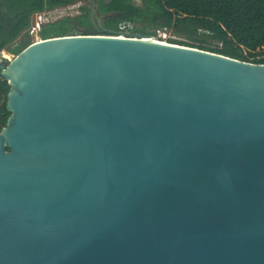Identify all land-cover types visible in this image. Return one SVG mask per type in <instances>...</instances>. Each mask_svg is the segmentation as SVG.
Masks as SVG:
<instances>
[{"label":"water","instance_id":"water-1","mask_svg":"<svg viewBox=\"0 0 264 264\" xmlns=\"http://www.w3.org/2000/svg\"><path fill=\"white\" fill-rule=\"evenodd\" d=\"M97 9L0 62V264H264V64Z\"/></svg>","mask_w":264,"mask_h":264},{"label":"trees","instance_id":"trees-1","mask_svg":"<svg viewBox=\"0 0 264 264\" xmlns=\"http://www.w3.org/2000/svg\"><path fill=\"white\" fill-rule=\"evenodd\" d=\"M83 0H0V52L13 56L30 42V19L35 13ZM98 0L97 14L105 16L104 29L117 32L121 23L172 30L182 40L168 43L215 53L252 64H264V0ZM77 17H64L42 27L40 39L80 35L89 28L88 8ZM135 33H153L133 29ZM202 39H198L197 37ZM21 38L17 45L14 44ZM258 47V51H255ZM4 56L9 57L7 54ZM7 82L0 76V131L9 113ZM8 151V150H7Z\"/></svg>","mask_w":264,"mask_h":264},{"label":"built area","instance_id":"built-area-1","mask_svg":"<svg viewBox=\"0 0 264 264\" xmlns=\"http://www.w3.org/2000/svg\"><path fill=\"white\" fill-rule=\"evenodd\" d=\"M83 2L82 1H78L76 3L67 5V6H63V7H57L51 10H46L44 12L35 14L33 16V19L31 21L30 27L28 29V35H35V34H39V32L41 31L42 27L47 25L48 23H52L55 22L52 19H49V17H47V14H58V15H64V17H77L80 14V9L81 7H83ZM63 17V18H64ZM132 24L130 23H121L118 26V31L116 32L119 36H123V35H132L131 34V29H132ZM159 34L160 37H157L156 40L161 39L162 42H167L166 38H167V33L166 31H168L166 28L163 29H159ZM160 41V42H161ZM1 54V53H0ZM4 54V53H3ZM2 54V57L0 58V62L5 60V61H11L12 58L14 57L11 54H8L9 57L4 56Z\"/></svg>","mask_w":264,"mask_h":264},{"label":"rangeland","instance_id":"rangeland-1","mask_svg":"<svg viewBox=\"0 0 264 264\" xmlns=\"http://www.w3.org/2000/svg\"><path fill=\"white\" fill-rule=\"evenodd\" d=\"M83 2V5L85 6V7H87V8H89V0H83L82 1ZM134 3L136 4V5H140V1L139 0H135L134 1ZM80 13H81V11H80ZM56 20H58V19H56ZM55 21V20H54ZM52 23H54V22H52ZM49 24V23H48ZM47 24V25H48ZM44 27V26H43ZM133 29H141V30H144L145 32H148V33H153V36H147V37H152V38H154V39H157V37H160V35L161 34H159V29H155V28H152V27H149V26H146V25H133L132 26V29H131V34L132 35H141V34H138V33H135V32H133L132 30ZM114 33H116V32H114ZM166 33H167V38H166V43H168V41L169 40H175V41H179V40H182V37H179V36H177L176 34H174L173 33V31L172 30H168V31H166ZM142 36H144V35H142ZM22 38H25L26 40H28L29 42H30V44H32V43H34V42H36V41H39V40H42V39H40V37H39V34H35V35H28L27 37H22ZM198 39H202L201 37H197ZM21 38H19L14 44H12V46H10V47H14L15 45H17L18 44V42H19V40H20ZM157 41H161V39H159V40H157ZM163 41V40H162ZM168 44H170V43H168ZM255 51H258V47H255ZM3 53H5V54H7L8 55V53L5 51H3V52H1V54H0V58L2 57V54Z\"/></svg>","mask_w":264,"mask_h":264},{"label":"flooded vegetation","instance_id":"flooded-vegetation-1","mask_svg":"<svg viewBox=\"0 0 264 264\" xmlns=\"http://www.w3.org/2000/svg\"><path fill=\"white\" fill-rule=\"evenodd\" d=\"M97 1L98 0H96V3H97ZM104 2H106V3H108L109 1H111V0H103ZM108 1V2H107ZM99 16H103V15H99ZM105 17V16H104ZM105 22V21H104ZM104 22H103V24H102V27L104 28ZM95 31H94V29L90 26L89 28H86V29H83L82 31H81V33L80 34H92V33H94Z\"/></svg>","mask_w":264,"mask_h":264},{"label":"bare ground","instance_id":"bare-ground-1","mask_svg":"<svg viewBox=\"0 0 264 264\" xmlns=\"http://www.w3.org/2000/svg\"><path fill=\"white\" fill-rule=\"evenodd\" d=\"M47 17H49V19H52V20H55V21H58V20H60V19H62L63 17H64V15H58V14H47ZM56 19H58V20H56ZM152 39V38H151ZM150 41H152V40H150ZM161 43H163V44H165V42H162L161 41Z\"/></svg>","mask_w":264,"mask_h":264},{"label":"crops","instance_id":"crops-1","mask_svg":"<svg viewBox=\"0 0 264 264\" xmlns=\"http://www.w3.org/2000/svg\"><path fill=\"white\" fill-rule=\"evenodd\" d=\"M77 2H78V1H77ZM75 3H76V2H75ZM44 11H46V10H44ZM44 11H43V12H44ZM35 14H38V13H35ZM35 14H34V15H35ZM34 15H32V17H31V19H30V24H31V21H32ZM29 27H30V26H29ZM28 29H29V28H28ZM27 33H28V30H27ZM3 51H4V50H3ZM3 51H1V52H3ZM1 52H0V53H1ZM4 52H5V51H4ZM8 54H9V53H8ZM11 55H12V54H11Z\"/></svg>","mask_w":264,"mask_h":264}]
</instances>
